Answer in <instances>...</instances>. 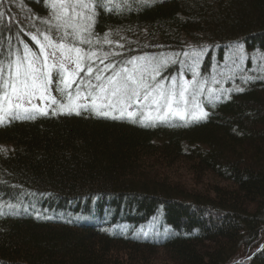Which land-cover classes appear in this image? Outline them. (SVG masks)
<instances>
[{"label":"trees","instance_id":"trees-1","mask_svg":"<svg viewBox=\"0 0 264 264\" xmlns=\"http://www.w3.org/2000/svg\"><path fill=\"white\" fill-rule=\"evenodd\" d=\"M111 8L97 9L94 33L123 41L119 59L202 39L208 73L216 49L221 61L235 44L264 50V0ZM48 15L44 0H0V40L32 44ZM253 76L199 122L82 109L0 125V204L16 206L0 214V264H264V75Z\"/></svg>","mask_w":264,"mask_h":264},{"label":"snow or ice","instance_id":"snow-or-ice-1","mask_svg":"<svg viewBox=\"0 0 264 264\" xmlns=\"http://www.w3.org/2000/svg\"><path fill=\"white\" fill-rule=\"evenodd\" d=\"M44 2L49 17L40 21L43 28L33 23L35 31L27 33L35 50L19 34L15 36L17 43L11 35L6 42L0 40V125L14 119L48 115L51 105L57 106L52 114L78 115L81 109L91 108L98 116L128 118L145 127L175 117L186 124L207 119L201 97L207 91L208 102L214 104L218 90L208 86V79L198 78L199 52L193 50L191 56L185 53L191 59L188 65L191 80L185 79L182 72L166 77L165 69L177 62L170 57L143 55L118 61L115 58L121 53L103 51L101 38H93L97 9L106 7L103 0ZM151 2L140 0L145 6ZM108 3L112 4L110 11L120 8L113 0ZM7 30L11 33V28ZM110 35L105 33L103 44L123 48ZM234 55L243 58L240 49ZM211 83L219 81L213 76ZM53 86L60 99L52 94ZM15 207L2 203L0 214H5V208Z\"/></svg>","mask_w":264,"mask_h":264},{"label":"rangeland","instance_id":"rangeland-1","mask_svg":"<svg viewBox=\"0 0 264 264\" xmlns=\"http://www.w3.org/2000/svg\"><path fill=\"white\" fill-rule=\"evenodd\" d=\"M103 3L107 6H112L111 3H108V0H103ZM113 3L119 4L121 8L126 7V6L130 7V6L139 5V4L141 5L140 0H113ZM48 17L49 15L42 18L41 20L47 19ZM40 28H43V25L41 23H40ZM93 31H95L94 28H93ZM107 33H111L109 38L113 41H118L120 44L123 45V48L116 47L115 44H113L111 47H109L107 44H103L102 41H103V37L105 34L99 35V36L94 35L93 37L94 39L95 37L101 38L100 47L103 49V51L105 52L115 51V52H119L123 54L128 50L126 49V47H124L123 41H120L117 37H115L116 35L114 34V32H107ZM152 45L153 47H155V52L157 54L156 53L153 55H151V53L133 54L128 57H123L122 59H119L118 57H116L115 59L118 61H121V60H127L133 56H143V55L157 56V57H160V56L170 57L171 59L177 61L176 63H173V65L174 64L178 65V71H175V70L169 71L168 69H166L163 72V75L166 77H171V76L177 75L178 73L182 72L185 79L191 80L192 72L188 68V65L191 64V59H189V57H186L185 53H188L189 56H191V54L193 53V50H195L196 52H199L200 62H199V65L196 67V71L199 74L198 78L208 79L209 80L208 86L213 87L218 90L215 93V95L218 96V99L215 100L214 104H210L208 102L207 91H205V93L201 97V100L203 101V107L205 108L207 112L208 110L215 108V106L217 105L220 99H227L228 97H230L233 94V92H235L236 88H243L250 80L255 78L253 75L255 74L259 75V73L261 75H264V50L248 49L245 47L244 44L242 45L235 44V45L228 47L227 48L228 52L224 54L223 61H221L222 58L220 57L218 49L214 50V54L212 55L213 63L211 65L210 72L208 73L202 70L203 68L202 62L205 60L206 54L210 50V43L207 42L206 40L200 39V40L194 41L191 39H186L182 45L183 47L177 50L164 48L161 42H157ZM30 46L33 47V49L35 50L34 44H30ZM84 47H87V46H84ZM238 49L242 50V53H243L242 59L239 56L234 55V53H236ZM220 73H222L223 75H220ZM81 75L83 76L84 73H81ZM213 76L216 77V80L219 81V83H216V84L211 83V77ZM249 77L251 78L249 79ZM222 90H231V91L225 92ZM52 94L57 95L54 86L52 88ZM57 98L60 99L58 95H57ZM35 102L43 106V103L41 101L37 100ZM84 102L87 103V101H84ZM56 107H57L56 105L49 106L48 112L53 111V109H55ZM88 109L92 110L91 108H88ZM115 114L118 115V113H115ZM177 121H182V120L179 117H175L169 120L168 122L175 123ZM174 167H175L174 170L176 173V174L174 173L175 177H179L185 180L189 185L195 183L194 175L192 174V172H189V169H187L185 165L178 164ZM154 226H155V223L154 225L150 224L148 229H152Z\"/></svg>","mask_w":264,"mask_h":264}]
</instances>
